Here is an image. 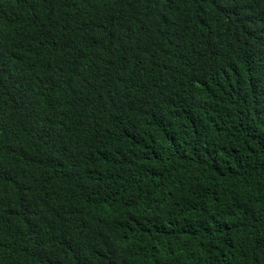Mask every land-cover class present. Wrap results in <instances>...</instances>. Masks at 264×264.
<instances>
[{"label":"trees","instance_id":"1","mask_svg":"<svg viewBox=\"0 0 264 264\" xmlns=\"http://www.w3.org/2000/svg\"><path fill=\"white\" fill-rule=\"evenodd\" d=\"M0 264H264V0H0Z\"/></svg>","mask_w":264,"mask_h":264}]
</instances>
